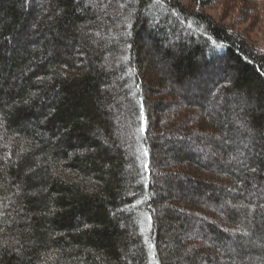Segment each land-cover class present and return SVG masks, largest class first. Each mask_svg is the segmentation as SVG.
I'll use <instances>...</instances> for the list:
<instances>
[{
	"label": "trees",
	"instance_id": "obj_1",
	"mask_svg": "<svg viewBox=\"0 0 264 264\" xmlns=\"http://www.w3.org/2000/svg\"><path fill=\"white\" fill-rule=\"evenodd\" d=\"M215 1L0 0V264H264V50Z\"/></svg>",
	"mask_w": 264,
	"mask_h": 264
},
{
	"label": "rangeland",
	"instance_id": "obj_2",
	"mask_svg": "<svg viewBox=\"0 0 264 264\" xmlns=\"http://www.w3.org/2000/svg\"><path fill=\"white\" fill-rule=\"evenodd\" d=\"M182 1L187 4L190 3V0ZM247 3L248 5H246ZM203 11L215 20L242 33L247 39L264 50V0L238 2V4L216 0Z\"/></svg>",
	"mask_w": 264,
	"mask_h": 264
}]
</instances>
